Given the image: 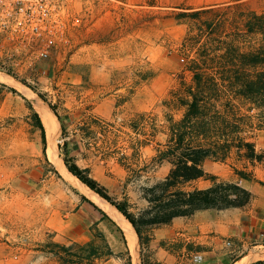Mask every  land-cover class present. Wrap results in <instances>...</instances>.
<instances>
[{
	"label": "rangeland",
	"instance_id": "374dc122",
	"mask_svg": "<svg viewBox=\"0 0 264 264\" xmlns=\"http://www.w3.org/2000/svg\"><path fill=\"white\" fill-rule=\"evenodd\" d=\"M225 1L229 0H75L79 21L66 47L49 58L0 64V72L15 80L0 81V264H59L50 252L56 249L52 242L69 246L92 241L103 251L104 241L97 231L107 235L115 252L124 251L121 234L81 193L86 185L69 179L68 175L75 176L64 159L85 169L113 202L125 206L136 220L140 247L146 244L160 224L150 221L155 212L145 199V188L163 179L170 165L152 161L164 135L152 136L150 120L140 126L138 115L155 116L162 123L167 111L163 101L180 80L190 79L181 52L187 27L173 19L172 12L179 6ZM242 1L244 10L264 11V0ZM248 47L243 41L242 49ZM21 87L30 88L61 116L65 130L62 133L55 116L58 128L53 139L60 164L46 145L43 154L40 130L28 108L30 104L35 110L33 100ZM171 111L175 118L180 115L179 110ZM252 140L260 160L243 159L233 149L225 162L207 163L204 170L218 181L245 189V178L234 168L243 170L246 179L254 178L255 169H264V128L255 130ZM211 185L210 179L199 178L185 189ZM249 198L240 194L222 208L243 206ZM81 204L101 218L99 227L72 230L70 226H78L85 214ZM68 218L72 223L66 222ZM109 264H125V260L112 257Z\"/></svg>",
	"mask_w": 264,
	"mask_h": 264
},
{
	"label": "trees",
	"instance_id": "16d2710c",
	"mask_svg": "<svg viewBox=\"0 0 264 264\" xmlns=\"http://www.w3.org/2000/svg\"><path fill=\"white\" fill-rule=\"evenodd\" d=\"M242 6V0H229L199 7L179 6L172 12V18L187 27L181 52L190 79L180 80L178 87L163 101L167 111L162 123H158L155 116L138 115L140 126L150 120L152 136L164 135V141L154 148L152 161L170 165L163 179L145 188V199L153 204L150 210L155 212L150 218L152 223H168L176 216L232 205L240 194L250 197L249 192L236 183L218 181L203 168L207 159L225 162L233 149L243 159L260 160L252 138L255 130L264 128V11L244 10ZM243 41L249 43L246 50L242 49ZM28 108L40 130L45 155L43 123L30 104ZM51 108L63 133L62 118L53 106ZM173 109L180 111L177 118ZM249 110L253 114H249ZM64 164L71 174L128 219L140 243L136 220L125 206L113 202L105 187L74 161L64 159ZM234 170L246 179L243 170ZM199 178L210 179L212 185L204 189H185L187 183ZM100 213L102 219L116 227L125 242L121 229L103 211ZM97 235L104 241L103 251L89 241L69 246L52 242L56 249L50 252L59 264H99L98 259L104 262L112 257H121L125 264H132L126 245L124 251L114 252L104 234L97 231Z\"/></svg>",
	"mask_w": 264,
	"mask_h": 264
},
{
	"label": "crops",
	"instance_id": "0c3cea01",
	"mask_svg": "<svg viewBox=\"0 0 264 264\" xmlns=\"http://www.w3.org/2000/svg\"><path fill=\"white\" fill-rule=\"evenodd\" d=\"M207 163L217 162L204 160V168ZM215 174L223 177L220 173ZM253 177L256 179L242 182L250 194L243 206L206 208L190 215L173 217L168 223L154 227L146 244L141 247L139 241L137 247L129 245L124 236L132 264H143L144 261L147 264H237L243 259H247L245 264L258 261L264 264V169H255ZM86 197L98 209L93 205L92 208L103 211L110 218L100 204ZM80 207L85 214L79 218L78 226H70L72 230H81L89 225L99 227L101 218L96 212L83 204ZM66 222L72 223L69 218ZM105 238L111 247L106 234ZM118 248L115 244V249ZM110 259L102 264H109Z\"/></svg>",
	"mask_w": 264,
	"mask_h": 264
},
{
	"label": "built area",
	"instance_id": "2783aa9c",
	"mask_svg": "<svg viewBox=\"0 0 264 264\" xmlns=\"http://www.w3.org/2000/svg\"><path fill=\"white\" fill-rule=\"evenodd\" d=\"M76 9L75 0H0V64L49 58L66 47Z\"/></svg>",
	"mask_w": 264,
	"mask_h": 264
},
{
	"label": "bare ground",
	"instance_id": "6f19581e",
	"mask_svg": "<svg viewBox=\"0 0 264 264\" xmlns=\"http://www.w3.org/2000/svg\"><path fill=\"white\" fill-rule=\"evenodd\" d=\"M0 81L2 82H9V83H13L15 82V80L0 72ZM21 89L23 90V93L27 96V98L32 99L33 100V106L35 108V110L38 112L41 121L44 125L45 128V138H46V151L51 155V158L58 164L59 163V158L57 157V151L55 148V143L56 140L53 141V139L55 138V134L57 132V128H58V121L55 117V115L53 114V112L44 104L42 103L36 96L35 93H33L30 88L25 87L26 91L29 92L27 93L23 87H21ZM69 174V173H68ZM69 179L70 177H72L73 182L80 186V181L73 177L72 175H68ZM82 188V192L88 196L89 198H91L92 200H94L95 202H97L98 204H100L109 214L110 218L117 224V226L122 230L125 238L127 239L129 245L131 246H136L137 247V235L134 231V228L132 227V225L129 223V221L122 215V213H120L118 211V209L112 205L110 202H108L106 199L102 198L100 195H98L96 192L91 191L90 189H88L86 186H81ZM247 259H243L242 261H240L237 264H243ZM247 262V261H246ZM245 264V263H244Z\"/></svg>",
	"mask_w": 264,
	"mask_h": 264
}]
</instances>
